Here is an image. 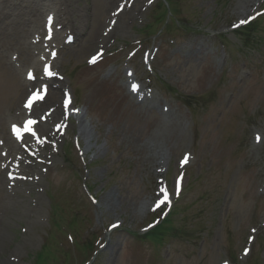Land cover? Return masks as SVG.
Returning <instances> with one entry per match:
<instances>
[{"label":"rangeland","instance_id":"rangeland-1","mask_svg":"<svg viewBox=\"0 0 264 264\" xmlns=\"http://www.w3.org/2000/svg\"><path fill=\"white\" fill-rule=\"evenodd\" d=\"M31 1L11 6L35 21L41 8ZM44 1L56 11L54 0ZM163 1L132 6L126 27L92 62L86 48L105 21L107 0H71L67 13L78 32L74 43L66 34L55 69L85 120L67 121L58 138L41 133L49 137L39 147L49 163L31 177L32 190L21 189L22 213L13 208L0 222V264H34L52 241L65 257L51 264H264V0H174L176 20L192 31L172 24L160 35L154 14ZM260 15L256 45L245 47L238 30ZM25 17L0 14V154L10 116L31 90L25 74L35 57L25 53L27 64L9 66L8 46L21 39ZM212 92L207 110L193 116L184 98ZM63 98L51 86L40 114ZM166 191L163 208L181 204L175 227L190 235L162 246L139 240ZM7 194L4 185L0 209ZM90 238L93 250L81 253L78 243Z\"/></svg>","mask_w":264,"mask_h":264},{"label":"bare ground","instance_id":"bare-ground-1","mask_svg":"<svg viewBox=\"0 0 264 264\" xmlns=\"http://www.w3.org/2000/svg\"><path fill=\"white\" fill-rule=\"evenodd\" d=\"M30 1L31 0H0L1 17L21 18L26 16L23 19L29 20L28 23L23 26L21 39H18L16 43L9 44L8 46L10 53L9 66L15 68V65L24 66L27 64L24 59L20 58V56L27 53L35 57V60L33 63H30L26 72L27 75L31 73V76H29L31 81L27 82L25 80V82H27L29 86L36 87L38 92H42L49 84L60 90L62 85L58 82L59 80L57 78L50 79L54 75L49 77L47 74H41L40 67L44 66V68H46L49 66V68H51L52 66H56L57 61L51 59L49 54L52 53L53 50L57 52L65 50L66 45L63 47L58 46L54 43V40L64 41L66 34L77 32L78 28L76 26V21H74L73 18H69L67 13L72 6L71 0H54L57 4L56 11H52V9L46 5L44 0L37 1L36 4L40 6L41 10L39 11L40 15L38 19L35 21L30 19V15L25 12L24 9H21L20 11L17 7L11 6V4L17 2L29 5ZM137 1L138 0H107L105 21L92 36V39L88 41V47L86 48L87 52L93 51L92 54L96 56L105 51V47L109 45L110 40L128 24L131 7L136 4ZM27 16L29 18H27ZM131 17L132 16H130V19ZM51 20V26L49 28L45 27V24H48ZM55 32L56 35L54 36ZM14 55H17L19 58L15 59ZM40 55L41 59L37 60L40 58ZM1 81L2 78H0V82ZM21 87L23 89L27 88L25 84L21 85ZM44 101L41 99L33 100L29 107L28 100H25L18 106L15 113L10 116L11 124L15 123V128L19 129L20 138H16L13 135L7 136L5 133L6 137L4 143L6 144L7 150H2L5 152L0 154V188L5 185L8 194L4 198L3 206L0 209V222H2V219L13 208L18 213H22V207L25 200L21 194V189L27 188L32 190V186H30V178L34 176L39 168H43L49 163L48 157H43L41 153L39 154V152L36 151L38 144L34 142V135L39 132V129L46 131L49 127L48 124L56 118L59 119L61 112L59 108L60 104H56L54 113L51 112V116L48 120H43V118L41 120L38 115H33L40 112V109L43 108ZM22 116L24 119L23 126L21 124ZM80 118L81 122L85 120V116H80ZM28 120L35 121V123L31 125V131L28 130ZM11 127L13 133L14 127L13 125H11ZM29 138H31L32 144L35 147V153L30 157L23 152V148L21 150V147H23L21 141ZM12 193L18 198L12 197ZM28 206L31 207L30 209L32 210L33 207L30 203H28Z\"/></svg>","mask_w":264,"mask_h":264},{"label":"snow or ice","instance_id":"snow-or-ice-1","mask_svg":"<svg viewBox=\"0 0 264 264\" xmlns=\"http://www.w3.org/2000/svg\"><path fill=\"white\" fill-rule=\"evenodd\" d=\"M49 19H51V18H49ZM246 22H247L246 20H241V21H240L241 24H244V23H246ZM95 60H96V57H93L92 62H95ZM45 71L47 72L48 75H53V73L50 72V71H48L47 68L45 69ZM29 75L31 76V73H29ZM133 87L135 88L136 86L133 85ZM33 98H34V99H42V96L40 95L39 92L34 93V94H33V97L29 99V103H28V106H29V107L31 106V103H32V99H33ZM66 104H67V101H66ZM75 111H79V110L76 109ZM34 123H35V121H33V120H28V121H27V125L29 126V127H28V130H29V131H31V125L34 124ZM13 130L16 131L17 133H19V129L15 128V126H14ZM257 139L259 140V137H257ZM186 161H187V157H185V161H184V162H186ZM162 191H163V190H162ZM167 199H168V197H167V195H165L164 200L158 201L156 206L159 207V204L164 203V201L167 200ZM112 227H116V225H113ZM253 231H255V229H253ZM251 239H252V238L250 237V240H251ZM244 251H245V254H247L248 251H249V249L245 248ZM225 264H227V262H225Z\"/></svg>","mask_w":264,"mask_h":264}]
</instances>
